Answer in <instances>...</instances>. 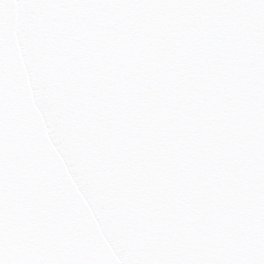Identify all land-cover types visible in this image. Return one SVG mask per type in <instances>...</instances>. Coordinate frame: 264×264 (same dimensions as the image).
<instances>
[{"label": "snow or ice", "instance_id": "snow-or-ice-1", "mask_svg": "<svg viewBox=\"0 0 264 264\" xmlns=\"http://www.w3.org/2000/svg\"><path fill=\"white\" fill-rule=\"evenodd\" d=\"M0 264H264V0H0Z\"/></svg>", "mask_w": 264, "mask_h": 264}]
</instances>
